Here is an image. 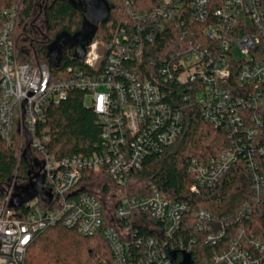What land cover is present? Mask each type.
<instances>
[{
	"label": "built area",
	"instance_id": "obj_1",
	"mask_svg": "<svg viewBox=\"0 0 264 264\" xmlns=\"http://www.w3.org/2000/svg\"><path fill=\"white\" fill-rule=\"evenodd\" d=\"M126 3L128 24L103 47L91 42L83 65L57 73L46 63L21 59L16 37L23 4L0 11V137L11 144L18 136L23 153L29 133L31 151L44 163V193L18 208L11 207L15 180L0 194V264H24L35 237L55 225L85 237L100 235L115 264H173L169 251L177 252L181 262L191 247L179 241V260L169 240L186 222L189 203L169 200L157 189L132 191V183L149 154L177 141L191 107L222 130L229 143L205 165L193 162L191 191L215 187L241 161L264 198V0ZM138 4L148 6L136 11ZM168 29L175 36L172 42L158 53L150 50L148 45L158 43ZM74 90L91 97L102 139L90 155L57 159L48 147L50 129L42 126L45 107L60 104ZM87 172L103 173L114 185L110 207L103 206L97 192L80 186ZM253 213L249 202L225 218L196 212L197 230L206 233L207 244L217 246L212 264H264V237L236 226ZM142 215L152 221L149 227L161 235L167 253L157 237L135 235L131 220L141 224Z\"/></svg>",
	"mask_w": 264,
	"mask_h": 264
},
{
	"label": "trees",
	"instance_id": "obj_2",
	"mask_svg": "<svg viewBox=\"0 0 264 264\" xmlns=\"http://www.w3.org/2000/svg\"><path fill=\"white\" fill-rule=\"evenodd\" d=\"M112 7L109 22L97 27L88 26L83 6L79 0H0V11L16 4H23L18 27L17 47L21 50L23 61L35 64L46 63L53 72H65L68 68L84 64L82 54L87 51L79 44H68L51 53V45L60 36L74 37L77 34H92V42L98 41L101 47L113 38L119 28L130 21L126 14V0H107ZM148 4H138L135 10H143ZM152 7V6H151ZM192 26V24H191ZM175 36L171 29L158 36V43L148 45L155 53L163 51ZM149 65L150 62H147ZM42 126L50 129L51 142L48 145L57 158L67 155H90L102 139V126L99 115L86 105V94L80 90L69 93L60 104L45 107V122ZM18 136L11 144L0 137V194L7 191L15 180V191L29 183V163L23 158ZM229 146L222 130L204 120L196 107L188 108L184 116L183 131L177 141L161 152L151 153L144 160L143 167L133 175V180L142 182L140 193L157 189L163 196L173 201H186L191 207L181 231L169 240L179 250L191 247L194 264H212L209 261L217 246L206 243V233L198 231L195 215L204 209L220 218L232 216L245 202L253 205L254 213L247 221L237 222V227L246 229L247 235L264 237V198L254 189L253 177L245 170L241 161L235 164L213 188L191 191L195 175L191 171L194 161L205 165L216 159ZM34 157L38 154L32 151ZM101 179H108L103 173L87 172L80 186L90 189ZM109 182V181H108ZM106 181L105 193L111 192ZM92 191V190H91ZM94 192V191H92ZM103 206L104 200L99 197ZM106 207V206H105ZM143 222L131 225L137 237L145 240L157 237L161 251L166 252L162 237L156 229L149 227L152 221L146 215ZM108 225H113L107 218ZM121 226L125 222L120 223ZM168 241V242H169ZM24 264H115L114 255L100 235L85 237L76 230L55 225L39 233L30 244ZM152 264H160L155 261Z\"/></svg>",
	"mask_w": 264,
	"mask_h": 264
},
{
	"label": "water",
	"instance_id": "obj_3",
	"mask_svg": "<svg viewBox=\"0 0 264 264\" xmlns=\"http://www.w3.org/2000/svg\"><path fill=\"white\" fill-rule=\"evenodd\" d=\"M83 6V13L85 14L88 26L97 27L101 23H105L109 20L112 7L107 0H79ZM92 42V34L87 31L85 34H77L74 37L60 36L51 45L50 52L53 54L58 50L66 47L68 44H79V47L85 48ZM85 55V52L82 56ZM31 135H27V145L23 151V158L29 163V181L30 183L24 187L17 189V193L14 195L11 207L18 208L25 202L30 201L35 196L43 192L42 184L44 182V176L40 174V171L44 167V163L35 158L32 154L31 148ZM39 169V171H36ZM169 256L173 264H193V260L190 254L184 253L181 262H177V252L169 251Z\"/></svg>",
	"mask_w": 264,
	"mask_h": 264
},
{
	"label": "rangeland",
	"instance_id": "obj_4",
	"mask_svg": "<svg viewBox=\"0 0 264 264\" xmlns=\"http://www.w3.org/2000/svg\"><path fill=\"white\" fill-rule=\"evenodd\" d=\"M86 105L87 106L91 105V97L89 95H87V98H86ZM106 181L108 182L109 180L108 179H101L98 182H96L94 186H91L90 189L94 192H97L103 198L106 206L110 207L113 203V198H114L113 195L115 194V190H114V185L111 183V181H109L108 183H109V186L111 187L112 190L110 193H105L103 191V186L106 185ZM132 186H133L132 191H139L140 187L143 185H142V182L133 180ZM105 196H107V197H105Z\"/></svg>",
	"mask_w": 264,
	"mask_h": 264
},
{
	"label": "flooded vegetation",
	"instance_id": "obj_5",
	"mask_svg": "<svg viewBox=\"0 0 264 264\" xmlns=\"http://www.w3.org/2000/svg\"><path fill=\"white\" fill-rule=\"evenodd\" d=\"M40 174L43 175L41 172H40ZM29 183H30V181H29Z\"/></svg>",
	"mask_w": 264,
	"mask_h": 264
}]
</instances>
